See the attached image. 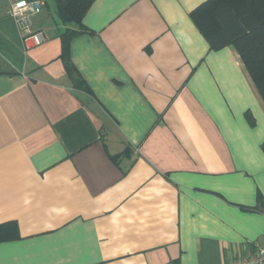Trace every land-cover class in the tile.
Listing matches in <instances>:
<instances>
[{
    "label": "crops",
    "instance_id": "1",
    "mask_svg": "<svg viewBox=\"0 0 264 264\" xmlns=\"http://www.w3.org/2000/svg\"><path fill=\"white\" fill-rule=\"evenodd\" d=\"M40 1L25 49L0 0V264H231L264 245V99L193 22L206 0H94L68 47L88 89L62 59L76 26Z\"/></svg>",
    "mask_w": 264,
    "mask_h": 264
},
{
    "label": "trees",
    "instance_id": "2",
    "mask_svg": "<svg viewBox=\"0 0 264 264\" xmlns=\"http://www.w3.org/2000/svg\"><path fill=\"white\" fill-rule=\"evenodd\" d=\"M94 0H55L57 14L66 27L62 37V59L74 87H84L76 78L68 47L70 39L86 31L83 17ZM211 49L232 45L239 53L264 99V0H206L190 13ZM14 230L16 229L15 224ZM16 236V232L6 238Z\"/></svg>",
    "mask_w": 264,
    "mask_h": 264
},
{
    "label": "built area",
    "instance_id": "3",
    "mask_svg": "<svg viewBox=\"0 0 264 264\" xmlns=\"http://www.w3.org/2000/svg\"><path fill=\"white\" fill-rule=\"evenodd\" d=\"M40 0H8V14L16 22L25 49L40 45L45 36L32 29V17L41 11ZM231 264H264V245L253 243V251L247 256H239Z\"/></svg>",
    "mask_w": 264,
    "mask_h": 264
}]
</instances>
